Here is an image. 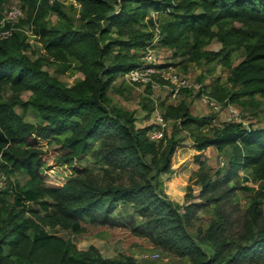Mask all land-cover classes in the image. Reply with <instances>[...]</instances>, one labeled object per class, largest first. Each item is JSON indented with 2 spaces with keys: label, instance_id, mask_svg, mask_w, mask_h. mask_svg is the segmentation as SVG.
Instances as JSON below:
<instances>
[{
  "label": "trees",
  "instance_id": "1",
  "mask_svg": "<svg viewBox=\"0 0 264 264\" xmlns=\"http://www.w3.org/2000/svg\"><path fill=\"white\" fill-rule=\"evenodd\" d=\"M3 1L0 0V20ZM18 1L32 8L31 31L49 57L64 62L74 58L82 60L76 53L82 49L93 67L84 62L81 67L83 78L66 86L26 57L24 52L29 44L18 30H12L8 37L0 39V175L5 179L16 172L26 176L15 193L5 185L0 187V264H77L68 255L62 234L50 230L58 225L79 231V222L70 217L72 212L78 219H91L92 208L102 207V212L107 214L117 202H125L131 197L138 198L140 203L146 200L140 211L150 203L154 210L159 207L151 199L147 185L126 188L108 183L104 188L92 189L95 192L91 201L68 207L65 214L63 204L70 201L71 182L59 187L45 183L41 168L47 151L39 146L40 141H53L61 151L57 161L76 162L87 154L91 139L100 131H107L108 126H114L121 143L112 149L110 145V151L140 165L145 154L151 152L150 159L154 161L155 154L164 152L154 168L158 172L169 171L168 157L177 141L168 139L162 146L165 134L157 142L149 140L145 132L151 125L133 129V112L112 105L106 94L111 79L139 64L136 52L151 44L152 29L156 31L157 47L169 49L172 56L182 58L184 68L188 63L198 64L200 60L219 62L227 68L223 85L216 80L207 86L201 85L200 92H205L208 87L206 94L217 101L232 103L252 117L264 112V0H118L119 9L107 17L105 14L112 10L104 0H75L80 7L75 27L56 2L50 5L48 0ZM149 10L165 15L153 18ZM51 12L55 14L54 22L49 20ZM99 21L104 23L103 27H99ZM95 23L96 28H92ZM7 27L6 23L4 28ZM213 39L220 48L216 51L205 49ZM238 49L242 59L232 65L227 55ZM197 80L202 81V78L198 76ZM5 85L13 90L26 88L30 95L24 101L3 96L1 91ZM181 91L188 90L182 88ZM144 92L150 93L148 88ZM15 105L23 109L30 107L38 121L23 120L15 112ZM141 106L146 113L153 110L149 99ZM159 111L163 118L179 117V124L189 130L194 141L192 147L197 152L193 161L198 162V166L201 164L198 161L200 152L208 146L217 151L228 148L227 170L246 169L245 181H264V122L260 127L225 122L208 129L207 135L202 129L208 122L190 114L182 101L177 105L159 103ZM176 130L173 125L172 133ZM157 146L161 148L158 150ZM208 180L210 178L200 174L201 192L212 185ZM80 192L84 193L85 189ZM191 205L194 203L184 204L181 208L189 209ZM38 209L46 210L48 214H37ZM24 210L29 212L28 216L24 215ZM248 210L255 216V201ZM170 212L175 213L174 209ZM154 218L157 222L166 220L161 216ZM258 219L259 225L255 228L250 225L246 229L242 243L232 254L225 243L222 226L214 220H210L202 231V237L213 244L211 254H205L188 239L182 227L173 222L171 245L178 246L195 264H230L234 259L247 257L249 261L245 264H264V257H256L264 245V215ZM81 260V264H119L103 258L92 246L81 252Z\"/></svg>",
  "mask_w": 264,
  "mask_h": 264
},
{
  "label": "rangeland",
  "instance_id": "2",
  "mask_svg": "<svg viewBox=\"0 0 264 264\" xmlns=\"http://www.w3.org/2000/svg\"><path fill=\"white\" fill-rule=\"evenodd\" d=\"M104 1L112 12L119 9L118 0ZM54 2L57 3L60 11L66 15L68 20L74 23L75 27L79 4L75 0H48L50 5ZM13 5L19 7L20 14L18 16L4 14ZM1 9L3 18L5 17L4 21H11L8 23H11L13 30H18L25 42L29 44L24 54L30 61L37 63L39 69L45 70L50 76L56 77L66 86L83 78L81 69L83 63L92 64L84 50L76 51L82 60L78 58L69 62L54 60L45 53L41 41L31 31L32 8L28 4L18 0H4ZM149 12L153 18L159 14L165 15V13H156L152 10ZM11 18L13 19L11 20ZM49 20L54 22L55 14L53 12L49 13ZM98 25L103 27L104 23L99 21ZM96 26L97 23L93 24L92 28H96ZM110 31H112V27ZM152 31L154 34L151 37V44H146L137 50L136 59L139 62L148 61L154 63L155 66H163L164 70L168 68L167 71L175 73L178 79L184 81L185 86L183 87L188 91L180 90L177 96L171 97L168 91V82H158V86L150 88L128 83L122 76L117 75L111 79L106 94L112 105L133 112V129L147 125H151L150 128H161L162 135L165 134L166 137V140L161 143L162 146L167 144L168 139L177 141L173 152L168 157L169 171L158 172L154 168L163 157L164 152L155 154L154 161L150 159L151 152L145 154L142 159L143 166H141L142 164H133L130 158L117 156L116 153L110 151V145L112 149L121 143L120 136L114 126H108L107 131H100L96 137L91 139L87 154L76 162L60 163L57 158L61 151L57 150L54 142H39V146L47 151L45 164L41 168L45 183L52 187H59L66 182H71L70 201L63 204L65 214L68 213V207L83 205L91 201L95 192H92V189L104 188L108 183L126 188L147 185L146 188L151 199L159 204L155 210L152 203L146 204V208L140 211V207H145L141 204L146 200H141L142 203H140L138 198L131 197L125 202H117L116 206L107 214L102 212V207L92 208L93 217L91 219L88 217L78 219V216L72 212L70 217L80 225V230L77 232L71 230L69 226L60 228L55 225L50 228L52 232L62 234L65 238L66 251L77 264L82 263L81 252L87 250L89 246L94 247L103 258L118 261L119 264H195L187 254L180 251L178 246L171 245L172 240L174 241L172 239L173 223L180 225L188 239L209 255L212 253L213 244L202 237V231L210 220L216 221L224 230V240L232 254L236 247L242 243V236L246 233V229L250 225L254 228L257 227L260 223L258 217L264 215V181L262 183L245 181L243 178L248 175L246 169L227 170L228 148L217 151L213 146H208L200 152L201 156L198 161H201V164L198 166V162L193 161L197 152L192 147L194 141L189 135V130L179 124V117L163 118L159 111V103L177 105L182 101L190 114L208 122L202 129L207 135H209L208 129L219 127L227 122L225 119L229 108L235 111L237 121L244 127L262 126L264 112L259 113L257 117H252L241 112L234 104L224 100L217 101L206 94L209 90L208 87L205 88V92H200L201 85L207 86L216 80L223 85L227 68L219 62H204V60H200L198 64L188 63L184 68L185 62H181L182 58L172 56L169 49L157 47L156 31L153 29ZM219 48L220 44L214 39L205 47V49L213 51ZM146 54L151 58H146ZM227 57L230 63L235 65L242 59L241 50L232 51L228 53ZM198 76L202 78V81L197 80ZM147 88L150 91L149 94L144 92ZM1 94L17 97L24 101L29 97L30 90L26 88L13 90L5 85ZM203 96L208 97L215 105H210L207 101L203 102ZM147 99L151 100L153 104V110L150 113H146L141 106ZM14 110L25 121H38L28 106L23 109L19 105H15ZM157 117L161 118L162 125L158 124ZM173 125H176V133H172ZM147 132H145V136L147 135L149 139ZM113 141H115L114 145ZM157 148L159 150L161 146H157ZM200 174L210 178L208 181L212 184L207 186L203 192H201V185L198 182ZM25 179L26 176L21 172H16L6 179L0 175L1 186H7L13 193L18 191ZM80 189H85V192L81 193ZM77 190L79 192H76ZM252 201H255L257 207L255 216H252L248 210ZM187 203H194V205H191L189 209H182L181 207ZM170 209H174L175 213L170 212ZM60 212L62 211L60 210ZM23 213L29 215L27 210H24ZM37 214L48 213L46 210L38 209ZM157 216L166 220L157 222L154 218ZM168 220L171 223L167 222ZM45 228L47 229L46 226ZM27 232L31 233V231ZM256 257L258 259L264 257V245L257 252ZM247 261H249L248 257L242 260L234 259L230 264H245Z\"/></svg>",
  "mask_w": 264,
  "mask_h": 264
},
{
  "label": "built area",
  "instance_id": "3",
  "mask_svg": "<svg viewBox=\"0 0 264 264\" xmlns=\"http://www.w3.org/2000/svg\"><path fill=\"white\" fill-rule=\"evenodd\" d=\"M4 14L9 15H16L18 16L20 14L19 7L16 5H13L10 7V9ZM15 16V17H16ZM13 18H11L12 20ZM5 17L3 18V15L0 20V39H4L8 37L11 34V31L14 29L8 22L11 21H4ZM8 24L7 28H4L5 24ZM146 58H151L150 55L146 54ZM163 66H155L154 63L151 62H145L141 61L138 65L130 68L128 71H126L122 77L127 81L128 83L135 84V85H144L149 86L150 88L158 86V82H168V91L169 95L171 97H175L178 95L179 91L184 88V81L178 79L175 75V73H172L171 71H167L168 68L165 70L163 69ZM203 102H208V104L213 105V103L209 100L208 97L203 96L202 99ZM215 105V104H214ZM213 105V106H214ZM158 121V124L162 125L161 118L157 117L156 119ZM227 122H238L235 111L232 108L228 109L227 118L225 119ZM156 121V122H157ZM149 139L158 141L162 137L161 128H150L147 132ZM1 187V183H0Z\"/></svg>",
  "mask_w": 264,
  "mask_h": 264
},
{
  "label": "water",
  "instance_id": "4",
  "mask_svg": "<svg viewBox=\"0 0 264 264\" xmlns=\"http://www.w3.org/2000/svg\"><path fill=\"white\" fill-rule=\"evenodd\" d=\"M110 14H113V12H111V13H106L105 16L107 17V16L110 15Z\"/></svg>",
  "mask_w": 264,
  "mask_h": 264
},
{
  "label": "crops",
  "instance_id": "5",
  "mask_svg": "<svg viewBox=\"0 0 264 264\" xmlns=\"http://www.w3.org/2000/svg\"><path fill=\"white\" fill-rule=\"evenodd\" d=\"M216 41V40H215Z\"/></svg>",
  "mask_w": 264,
  "mask_h": 264
}]
</instances>
